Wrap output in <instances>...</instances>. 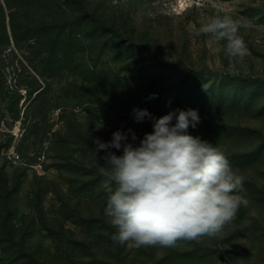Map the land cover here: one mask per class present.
Returning <instances> with one entry per match:
<instances>
[{"label":"rangeland","instance_id":"1","mask_svg":"<svg viewBox=\"0 0 264 264\" xmlns=\"http://www.w3.org/2000/svg\"><path fill=\"white\" fill-rule=\"evenodd\" d=\"M15 3L0 0V222L12 237L3 242L0 224V264H264V0ZM217 14L248 25L242 60L196 34ZM134 109L196 110L187 133L245 177L248 204L220 236L141 248L111 239L99 168L123 149L95 141L120 131L139 146L154 120L137 122Z\"/></svg>","mask_w":264,"mask_h":264},{"label":"clouds","instance_id":"2","mask_svg":"<svg viewBox=\"0 0 264 264\" xmlns=\"http://www.w3.org/2000/svg\"><path fill=\"white\" fill-rule=\"evenodd\" d=\"M247 26L231 15L217 14L202 17L196 34L209 37L213 52L223 50L242 60L248 48L238 32ZM221 41H226L223 49ZM133 111L137 122L145 117L154 120L153 132L139 146L133 147L127 142L128 134L120 131L113 133L110 143L95 141L97 151L123 149L120 156L108 152V167L99 168L107 178L105 215L118 229L111 239L141 248L176 247L181 240L220 236L241 205L248 204L239 195L245 177L233 170L218 147L187 133L200 122L196 110L177 109L158 119L147 110Z\"/></svg>","mask_w":264,"mask_h":264},{"label":"trees","instance_id":"3","mask_svg":"<svg viewBox=\"0 0 264 264\" xmlns=\"http://www.w3.org/2000/svg\"><path fill=\"white\" fill-rule=\"evenodd\" d=\"M6 3L7 2H9V0H4ZM29 0H16V3H15V6H17V7H23V4H25V3H27ZM52 1V0H51ZM29 3H31V2H29ZM14 6V5H13ZM27 21V20H26ZM45 28V27H44ZM34 30V32H35V34H40L41 33V31H42V33H41V35H40V37L43 35V34H46L48 31H45V30H43L42 28H38V27H34L33 28ZM104 29H105V26L102 24V22L99 24V25H96L95 27H94V32L96 33V34H98V35H101L102 33H103V31H104ZM27 31V30H26ZM40 32V33H39ZM27 32H25V34H26ZM47 35V34H46ZM55 42H57L58 43V46H59V44H62L61 43V40H59V39H56V41ZM54 42V43H55ZM56 47V46H55ZM57 49L56 50H61V47H56ZM7 217H3L2 218V220H1V222H0V224H1V233H2V240H3V242H5V243H9L10 242V240H11V234H10V232L7 230L6 231V226H7V222H8V220L6 219ZM3 228L5 229V230H3ZM26 262V261H25ZM43 264H46V263H43ZM101 264V263H100Z\"/></svg>","mask_w":264,"mask_h":264}]
</instances>
